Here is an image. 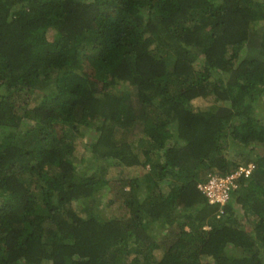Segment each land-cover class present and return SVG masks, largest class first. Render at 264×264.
<instances>
[{
  "label": "trees",
  "instance_id": "trees-1",
  "mask_svg": "<svg viewBox=\"0 0 264 264\" xmlns=\"http://www.w3.org/2000/svg\"><path fill=\"white\" fill-rule=\"evenodd\" d=\"M262 97L264 0H0V264H264Z\"/></svg>",
  "mask_w": 264,
  "mask_h": 264
},
{
  "label": "rangeland",
  "instance_id": "rangeland-1",
  "mask_svg": "<svg viewBox=\"0 0 264 264\" xmlns=\"http://www.w3.org/2000/svg\"><path fill=\"white\" fill-rule=\"evenodd\" d=\"M195 67L197 69H200V61H197L195 63ZM213 103V96L208 95L206 97H198L192 100V106L193 108H205ZM259 113H257L259 116L262 117L264 121V97L260 100L259 103ZM96 132L93 129H87L85 131V135L83 138H77L75 141V151H74V159L77 164V169L79 171L83 170V163L81 158L83 159L84 155L86 154V145L88 142L94 140L96 138ZM257 152L260 154L264 153V147H259L257 149ZM141 160H147V157L149 155H145L144 153L141 154ZM228 157L230 159H233L235 162H238V164L243 163L238 160L237 154L235 151L230 150L228 152ZM147 170V166L143 167L141 165L139 166H119V167H109L106 171V180H104L99 185V194L97 197L99 198L100 204L99 208L102 209L103 213L109 217L116 216L120 211L121 204L123 199L117 195L116 192V185L114 184V180H117L119 177L123 176L126 178L137 176ZM118 184V183H117ZM111 201V202H109ZM76 206V205H75ZM162 254L161 250L157 251V255L160 256Z\"/></svg>",
  "mask_w": 264,
  "mask_h": 264
},
{
  "label": "built area",
  "instance_id": "built-area-1",
  "mask_svg": "<svg viewBox=\"0 0 264 264\" xmlns=\"http://www.w3.org/2000/svg\"><path fill=\"white\" fill-rule=\"evenodd\" d=\"M253 168V165L247 167H239L235 173L225 177L212 176L207 182L199 184V188L208 197L210 203H224L231 189L236 187V179L242 173L247 176Z\"/></svg>",
  "mask_w": 264,
  "mask_h": 264
},
{
  "label": "clouds",
  "instance_id": "clouds-1",
  "mask_svg": "<svg viewBox=\"0 0 264 264\" xmlns=\"http://www.w3.org/2000/svg\"><path fill=\"white\" fill-rule=\"evenodd\" d=\"M248 165H253V167H254V163L253 162H249V163H246V164H244V163H240V164H238V166L234 169V171L233 172H231L230 174H232V173H235L237 170H238V168L239 167H247ZM253 169V168H252ZM230 174H227V175H225V176H228V175H230ZM212 176H216V177H225V176H223V175H208V179L205 181V182H207ZM238 178V177H237ZM236 181V180H235ZM204 182V183H205ZM199 184H202V183H199ZM199 184H198V188H199ZM234 189V188H233ZM199 190L202 192V190L199 188ZM203 194H204V196H205V198L207 199V202L209 203V204H217L219 207H223V206H225L228 202H229V200H230V197H231V195H230V192H229V197H228V199L224 202V203H220V202H214V203H210L209 202V200H208V197L205 195V193L204 192H202ZM222 212V209L220 208L219 209V213H221ZM205 228H207V226L205 227Z\"/></svg>",
  "mask_w": 264,
  "mask_h": 264
}]
</instances>
